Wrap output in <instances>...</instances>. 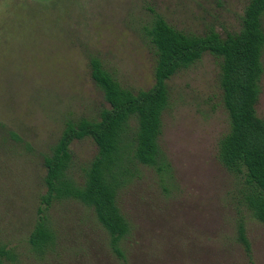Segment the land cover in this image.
<instances>
[{"label":"rangeland","instance_id":"rangeland-1","mask_svg":"<svg viewBox=\"0 0 264 264\" xmlns=\"http://www.w3.org/2000/svg\"><path fill=\"white\" fill-rule=\"evenodd\" d=\"M248 0H0V239L15 245L16 264H117L91 209L75 200L49 210L57 235L49 256L29 250L39 195L45 191L42 157L65 120L97 118L108 107L90 75L100 60L126 88L153 82L154 56L141 35L153 13L187 33L237 32ZM264 27V15H263ZM220 59L206 52L167 80L169 106L159 144L172 166L165 190L155 171L138 175L118 193L132 226L123 243L128 264H249L235 239L228 198L234 176L217 159V141L229 130L219 88ZM264 67V52L262 55ZM255 106L264 120V72ZM11 130L17 143L4 135ZM71 175L96 153L86 137L70 145ZM255 264H264V223L245 218Z\"/></svg>","mask_w":264,"mask_h":264},{"label":"trees","instance_id":"trees-1","mask_svg":"<svg viewBox=\"0 0 264 264\" xmlns=\"http://www.w3.org/2000/svg\"><path fill=\"white\" fill-rule=\"evenodd\" d=\"M264 0H248L237 32L221 36L213 29L187 33L153 13L141 35L154 56L153 82L146 89L124 87L100 60L89 61L90 75L108 107L97 118L65 120L56 141L42 157L45 191L39 195L35 219L27 236L37 259L53 253L57 235L49 210L56 201L75 200L91 209L107 235L108 251L117 264H128L123 243L132 232L118 205L119 191L138 175L137 164L152 168L159 184L167 189L172 166L162 151L161 115L169 106L167 80L190 67L206 52L220 59L219 88L228 115L229 130L217 141V159L234 176L228 198L234 207L235 239L249 264H255L246 234V215L264 223V120L256 113L264 72ZM9 138H21L5 130ZM89 137L96 153L75 179L71 175L75 140ZM15 245L0 239V264H16Z\"/></svg>","mask_w":264,"mask_h":264}]
</instances>
